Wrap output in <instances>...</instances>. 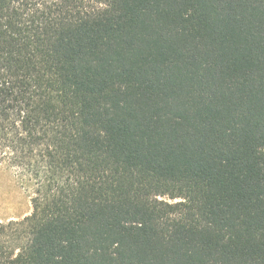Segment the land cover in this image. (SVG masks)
Wrapping results in <instances>:
<instances>
[{
    "label": "trees",
    "instance_id": "obj_1",
    "mask_svg": "<svg viewBox=\"0 0 264 264\" xmlns=\"http://www.w3.org/2000/svg\"><path fill=\"white\" fill-rule=\"evenodd\" d=\"M0 164V264H264V0H0Z\"/></svg>",
    "mask_w": 264,
    "mask_h": 264
},
{
    "label": "rangeland",
    "instance_id": "obj_2",
    "mask_svg": "<svg viewBox=\"0 0 264 264\" xmlns=\"http://www.w3.org/2000/svg\"><path fill=\"white\" fill-rule=\"evenodd\" d=\"M101 8L108 0H85ZM34 186L20 170L0 164V223L22 220L32 212ZM164 200L170 201L167 197Z\"/></svg>",
    "mask_w": 264,
    "mask_h": 264
}]
</instances>
